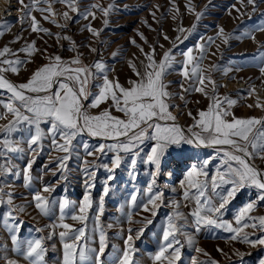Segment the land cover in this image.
I'll list each match as a JSON object with an SVG mask.
<instances>
[{"label":"snow or ice","instance_id":"1","mask_svg":"<svg viewBox=\"0 0 264 264\" xmlns=\"http://www.w3.org/2000/svg\"><path fill=\"white\" fill-rule=\"evenodd\" d=\"M19 3L22 5L21 24L30 20L32 32H43L46 35L52 34L49 29L40 26L36 17L32 15L33 11L40 12L42 18L53 25L65 28L74 19L70 13L79 15L84 20H88L89 17L94 20L99 12L103 16L104 25H107L108 17L115 8L114 3L103 6L96 2L81 11L80 0H29L27 4L24 3V0H19ZM57 3L63 5L66 10L59 13L54 10L53 6ZM170 3L173 6L169 11L173 14L172 19L175 21L180 15L179 8L176 6L175 0H170ZM240 3L242 8L250 5L252 11H256L257 0H246V3L245 0H240ZM154 7L159 10V5ZM185 8L189 13L195 15L197 22L204 15V11H197L193 0H187ZM236 10L240 11V9ZM151 14L155 19V13ZM241 14L243 15V13ZM58 16L65 23H58ZM0 27L4 26L0 25ZM85 28L93 36L99 37L101 30L94 29L91 24L85 25L81 30L83 31ZM195 29V23L190 29L178 25L175 29L179 33L176 40L183 43L195 32ZM257 32L264 33V23L246 28L239 34L235 32L226 34L223 28H219L215 38L209 37L205 40L201 36L193 46L179 52L182 59H178L173 49H169L157 61L154 47L150 45L151 51L144 52V49L137 45L144 58H136L139 65L131 60L128 61V66L135 79L130 78L127 87L122 85L118 79L109 78L110 69L102 59L91 65H84L81 62L80 53L70 60H64L60 55H47L46 49L40 54L45 55L47 63L33 71L26 82L17 84L11 81L7 74H19L21 66L33 62L34 56L40 50L36 48L35 41L26 43L17 51H13L5 45L0 49V90L7 94V99L0 101V108L3 109L0 112V120H6L7 123L0 125V134H2L0 157H8L10 154L23 156L30 153L32 158L22 169L10 162L0 163V177L19 176L22 173L23 186L30 189L33 184L31 168L34 157L38 150L43 149L45 140H50L54 151L63 153V155L55 157L57 168L61 172L67 171V161L75 151L74 141L83 134L114 141L110 144L101 143L94 150H89L87 142L83 143L85 153L89 157L94 156L96 152L103 153L105 149L115 153L111 160V167L107 164L102 165L109 172L118 168L125 156L129 154H131V164L135 167L137 158L143 151L142 146L151 141V148L146 154L144 163L154 167V170L149 173L153 179L147 185V202L142 205V208L145 211H152V215L155 216L156 212L153 209L159 207V204L163 202L162 194L153 191L156 184L155 178L161 170L162 160L169 149L172 146L181 148L183 145L213 147L217 154L222 152L221 164L216 173L211 176L210 181L206 168L210 160L215 157L204 159L199 164L194 163L188 168L180 185L184 189L183 199L194 201L195 207L186 216L180 211L179 202H172L175 211L167 218L160 246L151 257L153 264H179L184 246L177 239V236L180 235L184 236V243L189 248H194L195 252L203 253L205 256L208 255L202 248L196 246L194 236L184 232L185 226L188 225L194 226L197 232L203 228L223 230L231 234L232 241H238L250 247L264 246V237L250 238L255 231L264 232V215H252L257 204L264 202V170L251 163L257 157L264 160V119L234 117L231 108L237 101L228 97H219L216 83L211 75L212 72L220 70V66L210 65L207 70L203 67V61L209 55L210 47L215 43V39H221L226 45L232 39L256 41L255 33ZM138 35L147 43L142 33H138ZM56 36L58 42L61 39L69 41V51L76 50L75 42L71 40V37L60 36L59 33ZM20 39L21 37L18 36L11 43H16ZM164 39L169 40V37L164 35ZM132 43L135 44V41ZM257 43L258 51L251 57H247L246 60L250 61L252 65L258 66L260 73L264 75V51L259 50L264 49V42ZM177 47L178 45H173V48ZM216 47L219 50V45ZM90 51L97 52V49L90 47ZM17 52L24 53L28 59H20ZM117 55V52L112 53L113 58ZM211 55H215V53H211ZM9 57L15 58L10 59ZM230 70L232 69L226 67L223 72L227 74ZM235 70H241V66H236ZM172 71L177 72L183 78L180 85L183 93L190 94L194 91L203 94L209 100L207 109L198 111L197 117L193 118L194 123L188 128V134L182 127L174 123L177 117L170 110L178 107L171 103L176 95L169 91L171 81L166 82L165 80ZM94 80L102 81L95 85L97 89L95 92L91 91ZM184 82H187L188 87H184ZM209 85H211L210 89ZM253 93L254 89L249 94ZM89 99L90 103L86 108L85 101ZM180 99L184 100L185 97L181 95ZM103 104H108L109 107L101 109L97 114H91L88 110L100 109ZM248 107L251 108L253 105H248ZM255 107L264 109V103L257 98ZM111 108L121 115H113L109 110ZM188 115L191 116V112ZM170 121L173 123L169 124ZM42 125H47V129L45 130ZM257 125L260 127L258 128ZM17 133L21 134L20 137L14 138ZM121 153L125 156H122ZM77 155L79 154L77 153ZM84 164L85 167L82 171L89 179L94 178L95 173L89 172L90 162L85 160ZM100 166L91 163L93 168ZM52 175H57V172L53 171ZM113 178L111 175L108 177L109 180ZM85 183L88 188L94 186L88 184L87 181ZM226 185L230 187L227 189V194L223 195L220 190ZM244 188L255 189L256 200L249 201L239 210L234 217V224L222 219L230 198H234L236 193ZM53 190L51 186L45 185L32 193L31 200L42 215H48L52 204L55 203L50 199V193ZM108 192L109 188L106 186L100 197L97 215L91 218L95 223L93 230L99 232L98 249L89 247L86 243L81 244L82 239H87L86 226L73 228L72 225L64 222L66 210L70 207L73 212L70 216L71 220L82 224L89 220V210L93 207L90 193H85L78 209L74 204L70 205L67 199L59 201L60 223L58 227L63 229L58 233L63 247L62 264H77V261L79 264H103L102 257L106 252L107 241L99 221L100 215L104 211V196ZM216 200H219L218 204L215 202ZM136 201L137 197L133 194L127 214L129 223L136 222L133 220L132 211L136 206ZM149 205L152 206V209L149 208ZM0 206H7L8 209L3 213V220L5 228L8 229L11 251L22 257L27 264H45V238L42 236L26 240L19 238L17 235L19 225L15 223L17 216L14 213L24 212L25 208L16 206L13 193L5 192L3 186H0ZM10 221L12 222L10 223ZM56 227L57 225H52L53 229ZM248 228H252L253 233L245 231ZM36 231L39 232L40 229H36ZM132 231L129 228V235L124 240L123 249L120 250L121 254L114 257L111 264H135L133 240L140 237L143 229L138 230L135 237H133ZM55 234L53 231L48 238L50 239L51 235ZM7 250V246H5L4 251L7 252ZM234 255L242 259L245 254L235 250ZM4 264H20V262L5 256ZM192 264H209V262H198L193 257ZM210 264H218V262L210 260ZM258 264H264V258H260Z\"/></svg>","mask_w":264,"mask_h":264},{"label":"rangeland","instance_id":"2","mask_svg":"<svg viewBox=\"0 0 264 264\" xmlns=\"http://www.w3.org/2000/svg\"><path fill=\"white\" fill-rule=\"evenodd\" d=\"M96 2L101 3L103 6H107L109 3L115 4V8L108 17L109 23L107 25H104L103 16L99 12H97L94 20L91 17L84 20L81 16L70 13L74 17L73 21L69 22L67 27L60 28L43 19L40 12L33 11L32 15L36 17L40 26L49 29L52 34L46 35L43 32H32L30 20L21 24L22 5L19 0H10L0 9V25L4 26L0 27V32H2L0 34V49L7 45L13 51H17L26 43L35 41L36 48L40 52L34 56L33 62L21 66L19 74H7L9 79L17 84L26 82L33 71L47 63L45 55L40 54L46 49L47 55H60L64 60H70L77 53H80V59L84 65H91L102 59L110 69L108 72L109 78L118 79L122 85L127 87L128 80L130 78L135 79L128 66V61L131 60L139 65L136 58H144L140 47L144 49V52L151 51L150 45L154 47L157 61L169 49H173V52L177 54V58L182 59L179 52L193 46L201 36L205 40L209 37L215 38L219 28H223L226 34L233 32L239 34L246 28L264 23V15H262L264 14V2H261V0H257L255 12L252 11L250 5L242 8L240 0H193L197 11H204V15L198 22L195 15L186 10L187 0H175L180 13L179 18L175 21L172 19L173 14L169 11L173 6L170 0H80L81 11ZM9 3L15 4L13 10L10 9L12 5H9ZM24 3H29V0H24ZM156 5H159V10L154 7ZM53 7L58 13L66 10L63 5L58 3ZM236 9H240V11L238 12ZM152 12L155 13V19L151 14ZM57 20L60 24L65 23L59 16ZM194 23L196 24L195 32L183 43L177 41L176 37L179 33L175 31L176 27L180 25L185 29H190ZM88 24H91L94 29L101 30L99 37L93 36L86 28L83 31L81 30ZM57 33L60 36L71 37V40L75 42L76 50L69 51L70 43L68 40L61 39L58 42ZM138 33L143 34L147 43L141 39ZM164 35H167L169 40H165ZM255 35L256 41L232 39L227 45L221 39H215V43L210 47L209 55L203 61V67L206 70L210 65L220 66V70L211 73L217 86V95L221 98L228 97L237 101L231 108V112L236 118L254 117L264 119V109L255 107L257 98L264 103V75L260 73L258 66L252 65L250 61L246 60L247 57H251L253 53L258 51L257 42H264V33L257 32ZM18 36L21 39L16 43H11ZM132 41H135V44ZM174 44L178 47L173 48ZM137 45L140 47H137ZM217 45H219V50H217ZM89 46L96 48L97 52L90 51ZM259 50L264 51V49ZM113 52L118 53L115 58L112 56ZM211 53H215V55H211ZM17 55L20 59H28L22 52H17ZM9 58L14 59L15 57ZM236 66H241V70H235ZM226 67L232 69L227 74L223 72ZM165 80L166 82L171 81L169 91L176 94L171 103L178 105V107L170 109L173 115L177 117L174 123L182 127L185 133L188 134V128L194 123L193 118L197 117L198 111L207 109L209 100L203 94L194 91L190 94L183 93L180 87L183 78L175 71L170 72ZM101 82L100 80L92 81L91 91H97L95 85ZM184 87H188L187 82H184ZM208 87L210 89L211 85ZM253 89L254 93L250 95L249 93ZM181 95L185 97L184 100L180 99ZM6 99L7 94L0 90V101ZM89 103L90 99L85 101L86 108ZM248 105H253V107L250 108ZM108 107V104H103L100 109L88 110L91 114H97L101 109ZM109 110L113 115H121L114 108ZM2 111L3 109L0 108V112ZM189 112H191V116L188 115ZM5 123H7L6 120H0V125ZM171 123L173 122L170 121L169 124ZM42 127L45 130L47 129V125H42ZM257 127L260 126L257 125ZM20 135V133H17L14 138H19ZM0 138H2V134H0ZM84 142L88 143L89 150H94L101 143L110 144L114 141L90 137L87 134L77 137L74 141L75 151L67 161V171L61 172L57 168L55 157L63 155V153L54 151L50 140H45L43 149L38 150L34 157L31 168L33 184L30 189L23 186L22 173L19 176L0 177V186L4 187L5 192L13 193L14 204L25 208L24 212L14 213L17 216L15 223L19 225L17 235L21 240L44 237L45 264H62L63 247L58 233L63 229L58 227L60 223L59 201L67 199L70 205L74 204L78 209L80 201L87 192L90 193L93 201V207L89 210V220L84 224L71 220L70 216L73 212L70 207L66 210L64 222L72 225L73 228L86 226L87 239H82L81 244L86 243L89 247L98 249L99 232L93 230L95 223L91 218L97 215L100 197L107 186L109 192L104 196V211L100 215L99 221L107 241L106 252L102 257L103 264H111L112 259L121 254L120 250L123 249L124 240L129 235V228L133 230V237L136 236L138 230L143 229L140 237L133 240L135 264H153L151 257L160 246L167 218L175 211L172 202L178 201L180 211L186 216L195 207L194 201L183 199L184 189L181 188L180 182L184 179L186 171L194 163L199 164L204 159L215 157V159L210 160L206 168L210 181L211 176L216 173L218 166L221 164L222 152L217 154L216 149L213 147L183 145L181 148H177L172 146L163 158L161 170L155 178L156 184L153 191L162 194L163 202L159 204V207L153 209L156 212V215L153 216L152 211H145L142 208V205L147 202V185L153 179L149 173L154 170V167L144 163L152 142H146L142 146L143 151L140 157L137 158L135 167L131 164V154L125 156L121 153L125 158L120 166L113 169L112 172L107 171L102 165L107 164L111 167V160L115 153L105 149L103 153L96 152L94 156L89 157L83 148ZM217 147L227 148L228 146ZM30 158H32L30 153L23 156L10 154L8 157H0V163L10 162L22 169ZM85 160L90 162L89 172L95 173L94 178L89 179L82 171L85 167ZM91 163L101 166L93 168ZM251 163L264 170V160L257 157ZM53 171H56L57 175H52ZM110 175L114 177L111 180L108 179ZM86 181L94 186L86 187ZM45 185H49L54 189L50 193V199L55 202L46 216L38 212L31 200L32 193ZM229 187L224 186L220 190L221 193L226 195ZM133 194L137 197L136 206L132 209L133 220L136 222L129 223L127 214L130 198ZM256 196L255 189L244 188L238 191L234 198H230L224 209L222 219L234 224L235 215L246 203L256 200ZM215 202L218 204L219 200ZM149 208L152 209V206L149 205ZM7 210V206H0V264H4L5 256L19 260L20 264H27L22 257L11 251L8 229L5 228L3 220V213ZM252 215H264V202L257 204ZM149 221L151 222L149 223ZM52 225H57V227L53 229ZM36 229H40V231L37 232ZM53 231L56 234L51 235L49 239L48 237ZM245 231L253 233L252 228L245 229ZM184 232L194 236L196 246L202 248L208 255L205 256L203 253L195 252L194 248H189L184 243V236L180 235L177 236V239L184 246L182 247V259L179 264H192L193 257L198 262H209V264L210 260H215L218 264H258L259 259L264 258V246L250 247L238 241H232L230 239L231 234L220 229L203 228L197 232L194 226L188 225L185 226ZM259 237H264V232L255 231L250 236L251 239ZM5 246H7V252L4 251ZM235 250L245 254L242 259L234 255ZM77 264H79L78 261Z\"/></svg>","mask_w":264,"mask_h":264},{"label":"bare ground","instance_id":"3","mask_svg":"<svg viewBox=\"0 0 264 264\" xmlns=\"http://www.w3.org/2000/svg\"><path fill=\"white\" fill-rule=\"evenodd\" d=\"M10 0H0V9H2ZM9 5H12L10 7L11 10H13L15 7H13V5H15L14 3L10 4ZM13 12V11H11Z\"/></svg>","mask_w":264,"mask_h":264}]
</instances>
